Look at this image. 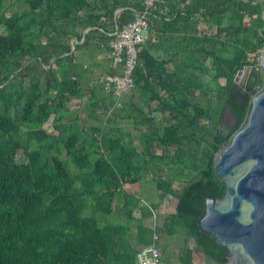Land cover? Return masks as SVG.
I'll list each match as a JSON object with an SVG mask.
<instances>
[{
	"label": "trees",
	"instance_id": "16d2710c",
	"mask_svg": "<svg viewBox=\"0 0 264 264\" xmlns=\"http://www.w3.org/2000/svg\"><path fill=\"white\" fill-rule=\"evenodd\" d=\"M144 10L145 0H0V264H139L156 234L165 264L172 237L180 264H229L199 220L225 192L216 156L263 85L250 94L236 78L259 65L264 0L158 3L115 108L85 66L105 50L104 74H119L114 34ZM148 177L176 206L156 227L160 203L129 190Z\"/></svg>",
	"mask_w": 264,
	"mask_h": 264
},
{
	"label": "water",
	"instance_id": "95a60500",
	"mask_svg": "<svg viewBox=\"0 0 264 264\" xmlns=\"http://www.w3.org/2000/svg\"><path fill=\"white\" fill-rule=\"evenodd\" d=\"M260 78L245 121L216 156L224 195L208 197L199 220L202 233L228 248L229 264H264V51L236 83L252 94Z\"/></svg>",
	"mask_w": 264,
	"mask_h": 264
},
{
	"label": "built area",
	"instance_id": "2783aa9c",
	"mask_svg": "<svg viewBox=\"0 0 264 264\" xmlns=\"http://www.w3.org/2000/svg\"><path fill=\"white\" fill-rule=\"evenodd\" d=\"M162 1L164 0H145V10L136 15L135 21L122 31L118 29L114 34L115 39L111 43L112 67L120 73L102 75L99 84L113 94L115 108L123 107L125 95L134 87L133 75L141 47L146 43L145 34L150 28V16ZM159 241L160 237L156 234L154 244L141 250L138 255L139 264H164L161 249L158 247Z\"/></svg>",
	"mask_w": 264,
	"mask_h": 264
},
{
	"label": "rangeland",
	"instance_id": "374dc122",
	"mask_svg": "<svg viewBox=\"0 0 264 264\" xmlns=\"http://www.w3.org/2000/svg\"><path fill=\"white\" fill-rule=\"evenodd\" d=\"M98 55H100V58H98L99 57ZM96 57L98 59H96ZM95 59L98 61H94L95 65L92 68L91 76H92L93 81L96 82L98 78H100L107 71L109 67V62L107 60V52L105 50L98 51L94 57V60ZM209 66H211L210 62H209ZM81 110H82V122L81 123L83 124L85 122L89 125L94 124L95 121L89 118L88 112L84 111L83 108H81ZM235 123H236V120L234 119L233 115L229 112L227 114L225 124L229 126L230 128H232L235 125ZM121 124H122L123 129L128 130V131H133L132 124H129L128 122H122ZM63 159L68 160V162L70 161L66 154H64ZM69 164L72 167V169L76 171L72 162H69ZM129 190L132 193L140 196L144 200V204L160 203L161 208L158 212H156L157 216L147 221L148 226L156 227L157 225H161L164 221V217L166 214L174 213L176 211L175 200L172 197L163 198L161 196V193L157 190L155 184L151 182L149 177L142 184H138L135 187H129ZM122 205H123V201H119L118 206H122ZM136 216L140 217V213L137 212ZM163 242L168 244V255L171 258L172 264H180L179 250L182 244V239L180 237H172L167 240H164ZM190 245L191 247L194 248L195 242L191 241ZM196 263L202 264L200 263V259H198Z\"/></svg>",
	"mask_w": 264,
	"mask_h": 264
},
{
	"label": "crops",
	"instance_id": "0c3cea01",
	"mask_svg": "<svg viewBox=\"0 0 264 264\" xmlns=\"http://www.w3.org/2000/svg\"><path fill=\"white\" fill-rule=\"evenodd\" d=\"M99 57L98 58H100V55H98ZM97 57H96V59H98ZM94 60V59H89V61L90 60H93V62H90V63H87L86 64V69H87V71H86V73H85V77L87 78V79H91L92 78V68H93V66L95 65V63H94V61H98V60ZM94 63V64H93Z\"/></svg>",
	"mask_w": 264,
	"mask_h": 264
}]
</instances>
